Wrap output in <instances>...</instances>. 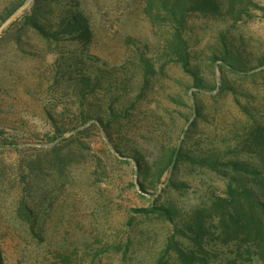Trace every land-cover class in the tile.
Instances as JSON below:
<instances>
[{
    "label": "rangeland",
    "instance_id": "obj_1",
    "mask_svg": "<svg viewBox=\"0 0 264 264\" xmlns=\"http://www.w3.org/2000/svg\"><path fill=\"white\" fill-rule=\"evenodd\" d=\"M20 1L0 0V25ZM67 22L86 27L64 32ZM184 37L193 73L161 66L142 0H32L0 32L2 264H158L162 254L159 264H179L163 250L170 239L193 246L191 214L230 183L218 170L264 153L261 13H192ZM222 37L242 69L214 59ZM127 38L147 47L153 75L142 77ZM169 149L158 180L154 162ZM161 206L174 221L134 211Z\"/></svg>",
    "mask_w": 264,
    "mask_h": 264
},
{
    "label": "trees",
    "instance_id": "obj_2",
    "mask_svg": "<svg viewBox=\"0 0 264 264\" xmlns=\"http://www.w3.org/2000/svg\"><path fill=\"white\" fill-rule=\"evenodd\" d=\"M25 1L11 6L6 11L7 17ZM142 3L145 15L159 36L155 54L161 61V66L167 63H180L190 73L193 72L189 64V46L184 37L185 24L190 14L201 13L238 21L247 17L249 10L252 9L259 11L264 18V5L255 0H142ZM85 27V22H67L62 30L70 32ZM58 33L53 31L50 35ZM221 40L224 46L214 59L220 60L230 69H242L244 63L241 54L228 50L223 37ZM126 42L139 52L138 62L143 69L142 77L146 79L147 75H153L156 71V62L148 56L147 47L142 49L139 42L131 38H127ZM259 64H264V58ZM174 154V149L162 150L157 157L154 167L158 180L173 163ZM121 155L127 158L126 154ZM199 159L211 168L219 169L216 168V161L213 158ZM226 165V168L218 170L230 182L225 193L214 196L208 204L196 208L190 216L187 236L193 246L185 249L174 239H170L163 250V253H167L168 249L174 250L179 264H207L209 259L216 258L217 254H221L230 264L264 263V153L260 156L259 164L229 161ZM134 211L144 215L159 212L168 220L174 221V212L171 208L162 206L134 208ZM213 241L219 242L221 248L216 249L212 246ZM162 259L163 254L157 259L158 264Z\"/></svg>",
    "mask_w": 264,
    "mask_h": 264
},
{
    "label": "water",
    "instance_id": "obj_3",
    "mask_svg": "<svg viewBox=\"0 0 264 264\" xmlns=\"http://www.w3.org/2000/svg\"><path fill=\"white\" fill-rule=\"evenodd\" d=\"M32 0H26L19 8H17L1 25L0 32L9 25L17 16L24 12L30 5Z\"/></svg>",
    "mask_w": 264,
    "mask_h": 264
}]
</instances>
